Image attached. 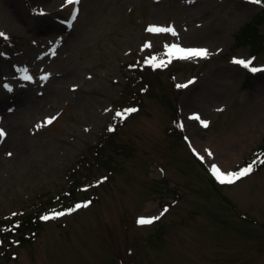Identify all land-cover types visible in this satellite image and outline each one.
Instances as JSON below:
<instances>
[{"label":"rangeland","instance_id":"374dc122","mask_svg":"<svg viewBox=\"0 0 264 264\" xmlns=\"http://www.w3.org/2000/svg\"><path fill=\"white\" fill-rule=\"evenodd\" d=\"M263 17L264 0H0V226L69 180L91 201L0 245V264H264V167L233 184L210 171L264 145V71L250 70L264 69ZM172 44L210 55L180 59Z\"/></svg>","mask_w":264,"mask_h":264},{"label":"snow or ice","instance_id":"6c2138e0","mask_svg":"<svg viewBox=\"0 0 264 264\" xmlns=\"http://www.w3.org/2000/svg\"><path fill=\"white\" fill-rule=\"evenodd\" d=\"M254 3H261V0H253ZM67 3L69 5H76L80 3V0H67ZM78 9H74L73 11V19H76L77 14H78ZM148 32H156V33H171L172 35H177L174 27L172 26H149L147 28ZM0 38H7L6 34L3 32H0ZM147 46V45H146ZM173 53H177L179 54L178 58L180 59H192V58H207L210 53L208 49L205 48H184L179 44H172L170 46V52L169 55L171 56ZM254 59V58H253ZM156 60V57H150L148 60L145 61V63H149L151 64L152 61ZM168 62H171L170 60ZM166 62L165 61H160L158 64L154 65L156 67H160L163 66ZM233 63L237 64V65H243L245 68H249V66L252 64V59L249 60H243V59H234ZM252 72H260V71H264V69L261 68H257V67H251L250 69ZM24 79L26 80H30L32 79L31 76H25ZM42 79H47V77H42ZM193 83V81H189L188 84H180L177 85L178 88H186L188 87L189 84ZM137 109L136 108H128V109H124L123 111H117L115 113L116 118L118 119H126L128 114H131L133 112H136ZM56 119L55 117H50L48 118L46 121H44V124H52L53 120ZM191 119L194 120H199L201 125L205 128L208 127L209 122L207 120H203L199 117V115H194L191 117ZM43 124L41 125H37V127H42ZM180 127L183 128L184 125L183 123L180 124ZM110 131L114 130L112 128L109 129ZM6 137V133L3 129H0V138H4ZM185 139H187V137H185ZM192 151L198 156V158L203 161L205 159V157L203 155H201L199 152H197L194 148L192 149ZM8 155H11V153H8ZM208 155L211 156L212 153L209 151ZM260 163L264 164V160H261ZM211 173L213 176H215V178L217 179V181L221 184H233L235 183L237 180L241 179L242 177H245L247 175H249L252 171H253V164L249 163L246 167L240 168L239 170L236 171H231V172H225L223 170H221L219 168V166L213 164L211 166L210 169ZM106 179V178H104ZM91 203V201H87L84 203H79L76 204L75 207L68 209L66 212L65 211H59L56 212L54 211L51 214L48 215H44L43 217H41V219L43 220H50V219H56L58 217L64 216L68 213L74 212L79 208H85L88 207V205ZM168 211V208L165 207L163 212L160 213V215H156V216H148V217H139L137 220V223L139 225H151L154 222L158 221L161 216L164 215V213H166ZM15 215V214H13ZM0 243H2V241H0Z\"/></svg>","mask_w":264,"mask_h":264},{"label":"trees","instance_id":"16d2710c","mask_svg":"<svg viewBox=\"0 0 264 264\" xmlns=\"http://www.w3.org/2000/svg\"><path fill=\"white\" fill-rule=\"evenodd\" d=\"M253 29L254 30L248 36L249 38L251 37L250 40H253V49L255 50L257 43V41L255 40L260 35L256 34V31H258L256 30V28ZM252 34H254V37H252ZM237 40L241 41L242 37L238 36ZM164 65L168 67L170 64ZM180 124L181 122L178 121L177 128L182 130ZM261 160H264V145L261 147V154L258 156V159L255 162L245 161L244 165L241 168L246 167L249 163H252L253 171L249 175L254 174L255 172H258L262 167H264V164L260 163ZM249 175L242 177L241 179H245L249 177ZM89 186L90 185H88L87 183H83L77 180H69V189L66 190L65 193H61L56 197H52V199H50L48 202H45L39 210L33 211L28 214H18L11 217L10 219H6L5 221H3L0 226V241H2V243H0L1 247L8 248L9 250L14 247L15 244L17 245V243L22 244L23 242L25 243L34 241L41 232V228L44 223L60 218L58 217L56 219L43 220L41 219V217L51 214L54 211L66 212L68 209L75 207L76 204L86 202V199L80 198L79 193L81 191L84 192ZM76 211H78V209Z\"/></svg>","mask_w":264,"mask_h":264}]
</instances>
